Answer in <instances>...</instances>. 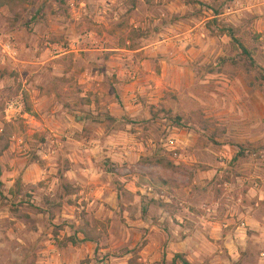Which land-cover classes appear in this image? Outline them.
I'll use <instances>...</instances> for the list:
<instances>
[{"label": "rangeland", "instance_id": "obj_1", "mask_svg": "<svg viewBox=\"0 0 264 264\" xmlns=\"http://www.w3.org/2000/svg\"><path fill=\"white\" fill-rule=\"evenodd\" d=\"M258 68L264 72V0H5L0 264H55L47 260L59 248L68 264L140 263L162 232L137 224L151 213H138L134 184L196 195L193 204L169 205L220 223L199 244L164 243L159 260L141 263L181 264L171 261L181 253L191 264H264ZM132 81L140 88L127 109L119 85ZM127 146L123 162L105 153L117 157ZM140 200L152 214L164 208L145 192ZM75 233L90 241L72 245Z\"/></svg>", "mask_w": 264, "mask_h": 264}, {"label": "crops", "instance_id": "obj_2", "mask_svg": "<svg viewBox=\"0 0 264 264\" xmlns=\"http://www.w3.org/2000/svg\"><path fill=\"white\" fill-rule=\"evenodd\" d=\"M141 49H136L133 50V53H138L137 51H140ZM148 49H146L145 51H147ZM132 73L133 75H135V73L137 74V66H131ZM149 70V69H148ZM142 75H144L146 78H144V84H145V88H150L151 85L149 83V79H151V75H146V73L142 72ZM139 79V77L137 78ZM127 84V85H126ZM123 85H119L121 88H123V100L125 101V105L127 104V109H129V100L132 99V97L138 93L136 92V90L140 87H136V82H130L129 84L126 83ZM147 85V86H146ZM128 86V87H127ZM143 88V87H142ZM125 90H130V93H127V91ZM132 96V97H131ZM131 147L127 146L126 148H122L119 150H117V152H115V155H117V157L114 156L113 152L111 150H108L107 152H105L107 155H110L112 158L111 159H115L116 161L119 162H123V160H128L129 159V155L131 154ZM114 151V150H113ZM105 173V172H104ZM164 177L161 176V179L159 181V184L163 187L164 183ZM105 188V185H104ZM153 187H148V191H145V189L143 190L142 187L134 184L132 188H129L128 191H131V193H133L134 197L137 198L138 197V213L141 214L142 212H149L151 213L150 215H148L146 220H142L137 223L139 226H143L146 229H148L149 231L155 229L158 231H161L162 233L159 234V236L161 237L160 239H162V242L160 243V241H156L153 238H149V241L146 243V245L144 246V248L142 249V251H144L145 253L141 254L140 253V264L141 261H145L148 259V262L151 261H155V260H159L162 256L160 254L159 251V247L162 246L164 243H166V245H177V246H181L183 245L185 242L188 241H192L195 244H199V241H203V239L205 240V236L204 233L209 229L211 225V228L214 229L215 227H217L220 223L219 221H215V222H209L207 220V218H209L210 214H208L207 212H201L198 210H194L193 208H191L189 205L185 208H182L180 210H174L171 205L174 202V205L177 203V205L181 206L182 204H193L194 200L196 198V195L193 194H186V197H183V199L178 196L175 198V196L173 195H163L162 193H157L154 190H152ZM146 193L147 195H149L150 201L151 199L153 200H157V199H162L163 202V206L164 208H162V210H159L157 213H154L155 210H153L152 207H150L149 209H147V206L144 205L141 200H140V195H142L143 193ZM139 193V194H137ZM139 195V196H138ZM109 201H111V205L117 204L119 202V198L117 196V194H115L114 196H110V198H108ZM176 199V200H175ZM107 201V200H106ZM151 203V202H150ZM152 204V203H151ZM171 204V205H169ZM171 208V211H169ZM218 215L216 214V216L212 217V218H216L218 219L219 217H217ZM157 219H155V218ZM174 221H178V225H176V227H173L172 225ZM175 223V222H174ZM141 226V227H142ZM171 232H173V234L175 235L174 239L177 240V242L175 243L174 240L171 239V241L167 240L168 238V234L166 233V231L170 230ZM178 231H182L180 232V236H179V232ZM184 236V237H183ZM213 237V236H210ZM159 239V240H160ZM147 252V253H146ZM63 250H61L60 248L51 255V258L48 259V262H52L55 264H68L69 261L65 258L64 254H63ZM153 253V255L151 254ZM181 254V253H179ZM152 256V258H151Z\"/></svg>", "mask_w": 264, "mask_h": 264}, {"label": "trees", "instance_id": "obj_3", "mask_svg": "<svg viewBox=\"0 0 264 264\" xmlns=\"http://www.w3.org/2000/svg\"><path fill=\"white\" fill-rule=\"evenodd\" d=\"M5 0H0V4L4 3ZM9 2H11V0H8ZM14 1V0H13ZM20 1V0H19ZM225 34L226 36L230 39V41L236 45V47L241 51V53L243 55H245L249 61H250V64H253L254 65V61L253 59L250 57V54H249V51L245 48L244 45L241 44V42L238 40V38L235 36L234 34V29L233 28H228L225 30ZM260 70V72H262L261 74V78L264 79V72L262 71L261 68H258ZM68 188V186L66 187ZM67 194H71V192H67ZM2 196V193L0 192V197ZM90 241V238L87 237V236H84V238L82 239H79L77 237V233H75L73 236H69L68 238V242L71 243L72 245H75L77 244L78 242H88ZM179 259L180 260V263L181 264H191L186 258H184V256L182 254H179V253H176L174 254L173 256V259L171 260L172 263L176 262V260ZM163 260V258H162ZM127 264H136V263H131V262H128ZM140 264V263H138Z\"/></svg>", "mask_w": 264, "mask_h": 264}, {"label": "built area", "instance_id": "obj_4", "mask_svg": "<svg viewBox=\"0 0 264 264\" xmlns=\"http://www.w3.org/2000/svg\"><path fill=\"white\" fill-rule=\"evenodd\" d=\"M12 107V104L8 105V109H10Z\"/></svg>", "mask_w": 264, "mask_h": 264}]
</instances>
